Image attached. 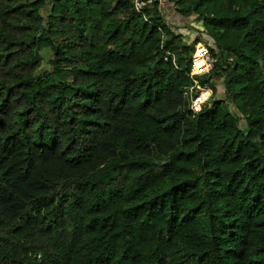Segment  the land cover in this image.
<instances>
[{"label": "trees", "instance_id": "16d2710c", "mask_svg": "<svg viewBox=\"0 0 264 264\" xmlns=\"http://www.w3.org/2000/svg\"><path fill=\"white\" fill-rule=\"evenodd\" d=\"M162 3L0 0V264H264V0Z\"/></svg>", "mask_w": 264, "mask_h": 264}, {"label": "built area", "instance_id": "2783aa9c", "mask_svg": "<svg viewBox=\"0 0 264 264\" xmlns=\"http://www.w3.org/2000/svg\"><path fill=\"white\" fill-rule=\"evenodd\" d=\"M134 9L138 13H143L144 8L148 6H153L156 2H159L162 5V0H133ZM145 20H148L147 16L144 17ZM173 60L174 57L172 56ZM215 59L212 53L209 50L208 45L201 41L195 44L194 53L192 56V66L190 77L193 79L195 83V87H197L195 97L191 103V109L194 112L200 111L209 99L212 96V89L209 84L199 85L197 76H202L208 72H210L214 68Z\"/></svg>", "mask_w": 264, "mask_h": 264}, {"label": "rangeland", "instance_id": "374dc122", "mask_svg": "<svg viewBox=\"0 0 264 264\" xmlns=\"http://www.w3.org/2000/svg\"><path fill=\"white\" fill-rule=\"evenodd\" d=\"M165 5H166V4H165ZM170 8H171V6H170ZM169 10H170V9H169ZM167 12H168L169 16L165 14V18H166V19H167L168 17H171L170 12H169V11H167ZM195 15H196V14H195ZM195 15L192 14L190 17L187 18V19L190 21L187 27L180 28V27L177 26V27H175L174 29H175L179 34H184V33H185V35H189V36H190L191 33H193V31L188 30V28L191 29V27H198V31H197V32L199 33V37H201L202 39H204L205 43L207 44L208 41H209V38H208L206 35H204V28H203V25H202L201 21L199 22V21L196 20V19H197V17H196L197 15H196V16H195ZM191 23H192V24H191ZM193 25H195V26H193ZM179 29H180L181 31H179ZM176 31H175V32H176ZM210 43H211L212 45L214 44L213 41H210ZM51 55H52V52H51L49 49H45V50L42 51L43 63H42V67H41V72H49V71H51L52 66H51V64L49 63V60H50V58H51ZM212 80H213V79H212ZM217 99H225L224 89H223V87H222V85H221L220 83H217V84H216V92H215V93L212 92V96H211V98L209 99V101L206 103V105L210 106L211 103H212L213 101L217 100ZM225 100H226V99H225ZM227 102H228V101H227ZM241 126L244 127V123H243V122L241 123Z\"/></svg>", "mask_w": 264, "mask_h": 264}, {"label": "crops", "instance_id": "0c3cea01", "mask_svg": "<svg viewBox=\"0 0 264 264\" xmlns=\"http://www.w3.org/2000/svg\"><path fill=\"white\" fill-rule=\"evenodd\" d=\"M169 18V17H168Z\"/></svg>", "mask_w": 264, "mask_h": 264}]
</instances>
